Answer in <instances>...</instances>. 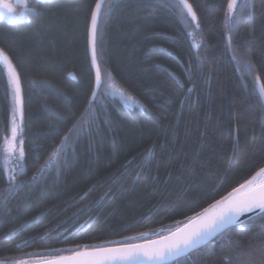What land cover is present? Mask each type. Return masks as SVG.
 I'll list each match as a JSON object with an SVG mask.
<instances>
[{"label": "trees", "instance_id": "16d2710c", "mask_svg": "<svg viewBox=\"0 0 264 264\" xmlns=\"http://www.w3.org/2000/svg\"><path fill=\"white\" fill-rule=\"evenodd\" d=\"M30 2L27 20L0 19V49L22 87L25 152L22 186L5 200L13 105L0 67V261L155 238L264 168V0H237L227 17L228 0H188L198 27L175 0H106L97 32L105 75L92 103L96 0ZM171 264H264V212Z\"/></svg>", "mask_w": 264, "mask_h": 264}, {"label": "snow or ice", "instance_id": "6c2138e0", "mask_svg": "<svg viewBox=\"0 0 264 264\" xmlns=\"http://www.w3.org/2000/svg\"><path fill=\"white\" fill-rule=\"evenodd\" d=\"M23 6L22 11L15 12L13 6L8 3H0V18H6L9 24H16L19 21L27 20L29 13H35V8H28L24 0H17ZM175 7L180 14L191 17V23H197L196 13L193 11L188 0H175ZM237 6V0H228L226 17L229 16ZM103 8V0H96L91 11L90 26L88 29V47L91 52V64L94 69V89L99 88L103 83L105 70L102 69L98 56V19ZM0 67L7 76V85L11 95L12 114L10 119L9 135L4 138L2 145L6 160L15 161V166L7 170L8 188L3 194V199L11 196L19 187L16 183V175L23 174L22 161L25 159L23 140H18L22 131L23 104L21 96V82L19 74L10 60L7 53L0 49ZM260 78H257L259 81ZM259 92L264 97V84H259ZM115 91L120 92L119 89ZM123 93L121 92V95ZM84 121H81L83 124ZM80 124L69 129L70 133H79ZM69 137L66 135L57 145L50 158L41 165L33 174V181L39 179L51 166V161L63 151ZM149 151H151L149 149ZM259 209L264 212V168L251 179L233 188L227 195L222 196L213 204L203 209L202 213H196L187 217L184 222L177 221L174 230H160L155 238L150 237L149 232H141L136 236L125 237L123 241H105L94 245H80L71 249L70 255H63L60 249L55 250L48 257H34L33 264H167L168 261L177 257L190 254L197 250L218 229L235 223L237 218L248 212ZM0 264H5L0 261ZM16 264H30L28 261H17Z\"/></svg>", "mask_w": 264, "mask_h": 264}, {"label": "water", "instance_id": "95a60500", "mask_svg": "<svg viewBox=\"0 0 264 264\" xmlns=\"http://www.w3.org/2000/svg\"><path fill=\"white\" fill-rule=\"evenodd\" d=\"M105 2H106V0H103V5L105 4ZM102 9H103V8H102ZM192 9H193V7H192ZM193 11H194V9H193ZM101 12H102V10H101ZM100 15H101V13H100ZM100 15H99V19H100ZM190 18H191V17H190ZM99 19H98V24H99ZM89 26H90V24H89ZM88 51H89V57H90V63H91V52H90L89 47H88ZM91 67H92V64H91ZM92 70H93V73H94V69H93V67H92ZM94 81H95V80H94ZM100 87H101V86H100ZM100 87L97 88V89H95V93H96V94H95V97H94L93 101L95 100V98H96V96H97V94H98V92H99ZM259 93H260V92H259ZM21 96H22V87H21ZM260 96H261V95H260ZM92 98H93V94H92ZM261 98H262V100H263V102H264V97L261 96ZM22 104H23V100H22ZM261 213H263V212H261L259 209H255V210L252 211V212H248V213H244V214L240 215V216L237 218V220H236L235 223L229 224V225H227L225 228L218 229L217 232L213 233V234H212L207 240H205V241L200 245V247H199L197 250H199L200 248H202V247H204L205 245H207L208 243H210L213 239H215L216 237H218L220 234H222L223 232H225L227 229H229V228H231V227H234V226H237V225H240V224H242V223H244V222L250 220L251 218H253V217H255V216H257V215H259V214H261ZM194 251H196V250H194ZM194 251H191L190 253H192V252H194ZM188 255H189V254H185L184 256L177 257V258H175V259H173V260L168 261L167 264L174 263L176 260H178V259H180V258H183V257H186V256H188ZM31 264H33V263H31Z\"/></svg>", "mask_w": 264, "mask_h": 264}, {"label": "rangeland", "instance_id": "374dc122", "mask_svg": "<svg viewBox=\"0 0 264 264\" xmlns=\"http://www.w3.org/2000/svg\"><path fill=\"white\" fill-rule=\"evenodd\" d=\"M30 1L31 0H24V2H25V4L27 5L28 8H31V2ZM0 3H8V4L12 5L14 11L17 12V13H19L22 10H24L23 6L21 4L17 3V0H0ZM0 19L7 21L6 18H0ZM19 22H21V21H19Z\"/></svg>", "mask_w": 264, "mask_h": 264}]
</instances>
